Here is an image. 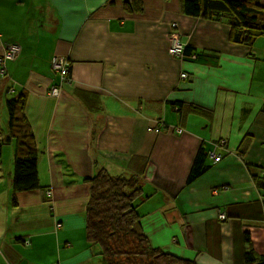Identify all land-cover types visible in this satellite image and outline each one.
Here are the masks:
<instances>
[{
  "label": "crops",
  "instance_id": "obj_1",
  "mask_svg": "<svg viewBox=\"0 0 264 264\" xmlns=\"http://www.w3.org/2000/svg\"><path fill=\"white\" fill-rule=\"evenodd\" d=\"M126 2L0 0V52L21 46L0 75V142L6 102L24 94L39 184L13 191L14 144L3 143L0 264H102L84 233L83 180L99 167L143 174L153 246L196 264H246V252L264 264L263 40L232 44L226 25L184 16L176 0H146L141 13ZM175 37L192 57L169 54ZM53 56L70 62L57 97ZM200 144L212 166L187 184Z\"/></svg>",
  "mask_w": 264,
  "mask_h": 264
},
{
  "label": "trees",
  "instance_id": "obj_2",
  "mask_svg": "<svg viewBox=\"0 0 264 264\" xmlns=\"http://www.w3.org/2000/svg\"><path fill=\"white\" fill-rule=\"evenodd\" d=\"M145 1L127 0L128 10L141 13ZM176 1L181 10L180 13L184 16L226 25L229 28L228 41L230 43L251 46L255 42L263 40V44L259 45L264 49L263 0ZM175 39L181 44L180 54L177 57H192L195 48L182 43L177 37L173 38L172 42ZM10 44L19 46V51L13 59L3 60L4 73L2 76L6 74V63L16 60L21 52V46L18 43L11 42L6 45ZM54 57L50 59V66ZM67 61L69 62L68 58ZM69 71L67 78L70 81ZM54 73L58 77V82L51 84L50 87L63 83L59 74L55 71ZM24 100L23 94L6 102L8 136L4 142H0V157L3 143L14 144L12 189L15 192L39 188L37 141L24 113ZM187 108L189 111H185V114L198 112V114L207 115L201 108L195 106ZM177 109L182 112V109ZM174 129L173 131H175ZM219 145L218 142L216 146ZM207 156L208 153L200 144L188 174L187 184L199 178L212 166V164L205 163ZM83 182L86 183L88 191V200L84 211L85 240L88 245L98 247L102 264H196L193 260L177 257L153 246L150 239L141 230V216L136 211V201L149 197V194L144 192L141 178L136 175H119L110 169L98 168L94 175L84 179ZM257 185L264 189V175L257 181ZM244 258L246 264L253 261L247 252L244 253Z\"/></svg>",
  "mask_w": 264,
  "mask_h": 264
},
{
  "label": "built area",
  "instance_id": "obj_3",
  "mask_svg": "<svg viewBox=\"0 0 264 264\" xmlns=\"http://www.w3.org/2000/svg\"><path fill=\"white\" fill-rule=\"evenodd\" d=\"M180 50H181V44L175 39L172 42L171 46L169 47L168 52L171 55L177 56L180 54ZM18 51H19V46H17L16 44H10V45H6V47H3L2 52L0 53V75L4 73L3 60L13 59L15 55L18 53ZM69 66L70 64L65 56H55L51 60V67L55 72L59 74L62 80L61 82H65V83L70 82L67 78ZM185 76H186L185 74H182V78H185ZM49 93L51 94V96L59 95V87H57L56 85L51 86ZM157 130L158 129H156L155 132H157ZM179 131L180 130L177 129V132ZM219 218L224 219V215L219 213ZM57 227H59V225H57Z\"/></svg>",
  "mask_w": 264,
  "mask_h": 264
},
{
  "label": "rangeland",
  "instance_id": "obj_4",
  "mask_svg": "<svg viewBox=\"0 0 264 264\" xmlns=\"http://www.w3.org/2000/svg\"><path fill=\"white\" fill-rule=\"evenodd\" d=\"M170 54V53H169ZM64 86V85H63ZM58 96V95H57ZM56 95H55V97H57ZM198 112H196V114H197ZM3 114H6V109H5V113H3ZM4 116V115H3ZM3 116H0V119H2V117ZM194 118L196 119V120H199L198 119V116H194ZM4 123H5V126L7 127V120H6V118H5V120H4ZM196 123H198L197 121H196ZM200 125V124H199ZM204 125V124H203ZM203 125H201V126H199V128H201V127H203ZM219 141V144H221L222 146H224L225 145V140H218ZM60 156V155H59ZM82 161L84 162V160L82 159ZM97 163H99V162H97ZM93 164V163H92ZM143 165H144V163H142V164H138V168H142L143 167ZM96 166L97 167H99V165L98 164H96ZM99 168H102V167H99ZM137 177H139V178H141L142 180H143V178H144V176H143V174H140V175H137ZM68 178H72V176H70V177H68ZM70 179H68V180H70ZM144 185V184H143ZM144 192H145V189H144ZM148 194H149V197L151 196V192H147ZM51 194V192H47V194L46 195H50ZM156 195V194H155ZM153 199V198H152ZM151 199V200H152ZM88 200V199H87ZM154 200H152V202H153ZM136 204H137V209H136V211H137V213L140 215V216H142V214H144L145 213V211H144V205H145V200H141V201H136ZM139 205V206H138ZM86 208V207H85ZM217 217L219 218V212H217ZM172 229V228H171ZM173 231H175V229H172ZM159 245H161V246H156V247H158V248H160L162 251H164V252H166L165 251V249H164V247H163V245L162 244H159Z\"/></svg>",
  "mask_w": 264,
  "mask_h": 264
},
{
  "label": "clouds",
  "instance_id": "obj_5",
  "mask_svg": "<svg viewBox=\"0 0 264 264\" xmlns=\"http://www.w3.org/2000/svg\"><path fill=\"white\" fill-rule=\"evenodd\" d=\"M170 46H171V45H170ZM170 46H169V47H170ZM168 49H169V48H168ZM220 145H221V144H220ZM224 219H225V217H224ZM57 225H59V224H57ZM57 225H56V228H58Z\"/></svg>",
  "mask_w": 264,
  "mask_h": 264
}]
</instances>
